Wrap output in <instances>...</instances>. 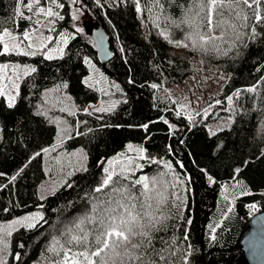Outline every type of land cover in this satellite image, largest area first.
<instances>
[{
  "label": "trees",
  "instance_id": "obj_1",
  "mask_svg": "<svg viewBox=\"0 0 264 264\" xmlns=\"http://www.w3.org/2000/svg\"><path fill=\"white\" fill-rule=\"evenodd\" d=\"M29 2L0 0V29L7 27L18 37L32 31L39 25L37 6L45 5L64 17H44L45 23L55 19L52 31L74 35L62 58L48 60L41 52L0 55V62H30L37 69L21 79L15 107L9 108L5 96H0V224L37 210L43 214L35 228L19 227L4 237L7 248L0 255L7 264H50L58 259L50 251L54 238L64 243L66 228L78 232L74 225L81 218L116 207L123 197L112 188H133L132 181L141 177H148L150 188L155 178L157 189L167 198L163 211L172 218L168 230L157 235L166 241L175 238L173 264H183L187 251L192 253L188 264H235L243 254L241 242L252 216L264 211V36L251 41L242 35L237 47L223 55L235 39L230 34L227 43L217 42L220 53L204 54L193 49L188 39L195 25L176 27L192 0H159L163 7L154 0H139L142 12L136 11L135 0H41L32 11L24 7ZM17 7L32 20L21 18ZM75 8L84 12L78 26ZM244 10L252 16V9ZM92 25L102 27L110 37L114 56L105 66L90 36ZM257 27L264 32V27ZM165 31L170 40L189 46L170 43L161 34ZM91 65L112 83L110 95L102 93L91 78ZM189 78L201 86L224 80L221 103L204 120L191 121L175 112L168 86L184 84ZM85 79L91 87L83 83ZM64 83L68 87L57 90ZM253 87L254 92L247 90ZM229 96L234 98L232 104ZM109 99L116 105L97 112L100 103ZM228 109L232 122L213 135L210 124ZM129 145L144 150L139 164L126 173L128 179L117 175L114 180L120 183L96 192L111 160L132 152ZM42 148L50 151L33 159ZM75 153L81 155L77 162ZM81 165L87 171L79 170ZM141 187L136 185L133 191L139 195ZM249 203L255 210L247 208ZM82 227L91 231L99 224L85 221ZM156 247L162 245L157 242ZM17 253L19 260L14 258Z\"/></svg>",
  "mask_w": 264,
  "mask_h": 264
},
{
  "label": "snow or ice",
  "instance_id": "obj_2",
  "mask_svg": "<svg viewBox=\"0 0 264 264\" xmlns=\"http://www.w3.org/2000/svg\"><path fill=\"white\" fill-rule=\"evenodd\" d=\"M23 2L24 0H18V3ZM40 2L41 0H31V2L24 4V7L32 11L34 5H39ZM51 2L56 3V0H51ZM97 3H99V0H97ZM154 3L159 7H163L159 3V0H154ZM59 7H64V5L60 4ZM135 8L137 12L143 11L139 0H135ZM245 8L252 9L251 17L245 12ZM16 12L19 13L21 18L29 21L32 20L31 16L25 17L19 7L16 8ZM39 14H43L45 17L59 16V13L51 7L47 9L39 7L37 9V15ZM189 16H191V19H189ZM59 18L63 19L64 17L59 16ZM74 18L77 17L74 16ZM250 19L254 23L249 24L248 21ZM35 23L40 24L39 19ZM182 24H188L190 27L195 25L196 31L189 33L188 39L191 40L193 49L198 48L204 54H208L209 52L220 53L221 47L217 42L227 43L226 37L230 34L233 35L235 39L232 41L231 46L223 51V55H228L233 48L237 47L236 41L241 40L242 35L251 41H255L258 36H264V32H259L257 27L258 25L264 27V0H192V6L184 10V19L179 24H176V27L180 28ZM157 27H159V24H157ZM241 29H248V32L241 33ZM35 31L37 29L33 28L32 32ZM217 31H219V34H217ZM32 32L24 31L22 33L23 40L17 42L18 38L7 27L0 29V45H2L0 55L11 54L13 52L17 55L24 56L37 55L38 51L47 47L44 41H51L52 37H44L39 47L36 48L32 44ZM161 34L170 43L174 42L177 47L182 46L187 48L189 46L188 43L182 40H170L167 31ZM23 41H28L26 48L21 47ZM61 41L67 44V39L63 36H61ZM244 47H247V45L245 44ZM34 48L35 50H32ZM53 52L58 53L59 56H54L52 54ZM44 55L46 59L53 60L62 58L64 53L63 49L58 46L56 49H49ZM237 55H239L238 51ZM85 63H89V61L85 60ZM8 68V64H0V70H7ZM16 68L17 66H13L12 70L14 74ZM36 71L37 69L35 67L24 66L23 68L25 76ZM12 83L15 94L6 93L3 87H0V96H7V106L9 108L15 107L16 99L19 95V85L15 80ZM83 83L89 85V87L92 86L89 84L88 79H85ZM61 87L67 88L68 85L67 83L57 85V90ZM152 87L157 88L159 85L153 84ZM247 90L254 92L255 88L253 87ZM235 94L239 95V91ZM227 99L231 103L232 97L229 96ZM217 103H221V101H217ZM62 110L67 111V109ZM108 110L105 108L96 109L97 112ZM72 114L75 115V113ZM37 115L46 114L38 112ZM143 127L147 129L148 126L143 125ZM77 134L79 135L80 133ZM215 134L213 132V135ZM60 139L62 140L63 136ZM54 147L51 150H54ZM128 147L129 150L136 151L137 153L144 151L142 148L133 149L132 145ZM49 151V148H42L41 151L35 153L33 159L40 156L41 153H48ZM169 167L171 166L169 165ZM79 170L87 171V168L81 165ZM104 171L106 175L101 181V184L95 189L96 192H101L110 185L120 183V181L114 180V177L117 175L121 179H128L126 170L123 168L119 174L107 168ZM127 171L131 170L129 169ZM239 171V168L236 169L237 173ZM15 178L12 177L13 180ZM209 179L211 180V177ZM132 184L133 188H128L126 185H122L119 188H112L113 192L121 193L123 197L121 201L116 202V207L109 206L100 215H86L81 218L79 223L74 225L75 229L79 230L78 232L73 231L72 228H66L63 233V237H66L64 243H61L60 239L54 238L50 251L55 253L59 258L52 260L50 264H164V262L173 264L172 258L176 256L177 251L173 247L175 238L171 241H166L163 237H158L157 235L160 232H166L168 230V221L172 218L163 211V205L167 203V198L157 189V181L155 178L151 181V188L148 177L136 179L132 181ZM136 185L142 186L137 190L139 195H137L136 191H133ZM68 186L71 187V185ZM52 194H55V190H53ZM4 211H7V209H4ZM92 211L96 213L98 206L94 204ZM41 220H43L42 215H29L14 220L7 225L0 224V242H4V237L10 236L16 230L17 225L32 229ZM85 221L94 225L98 222L99 227L93 228L91 231L85 230L82 227ZM188 223H191V221H188ZM186 238L187 236H185ZM212 239H215V237L213 236ZM157 242L162 245L161 248L156 247ZM76 246H79L82 250L74 251L73 249ZM20 247H23V245H20ZM5 248H7L6 243L4 248H0V254L5 251ZM189 248H191V245H189ZM191 255V251L186 252L183 257V264H188V258ZM14 258L19 260V253L15 254ZM0 264H7V260L3 255H0Z\"/></svg>",
  "mask_w": 264,
  "mask_h": 264
},
{
  "label": "rangeland",
  "instance_id": "obj_3",
  "mask_svg": "<svg viewBox=\"0 0 264 264\" xmlns=\"http://www.w3.org/2000/svg\"><path fill=\"white\" fill-rule=\"evenodd\" d=\"M39 7H44L45 9L48 8V6L39 5L37 6V9ZM37 9H36L35 14H37ZM75 11H76L75 16L77 17L76 24L78 26L84 20V12L80 8H75ZM37 16H38V19H40L41 17V19L39 20L40 24L37 27H35L37 31L35 32L29 31V32H32V44L36 46V48H38L39 45L41 44V41L44 39V37L50 36L52 37L51 41H44V43L47 44V47L38 52L46 53L49 49H56L59 46L60 48L63 49V53H64L66 44L62 43L61 36L65 37L68 43L70 38L74 35V32L64 31L60 34H55L52 31V25L54 24L55 19L48 18V20H46V23H45V18H44L45 16L43 14H39ZM93 27H96V25L95 26L92 25L90 29H92ZM45 29L48 30V32H46ZM12 34L18 38L17 42H20L21 40H23V36L18 37L17 35H15V33H12ZM6 39L8 38L6 37ZM27 44H28V41H23V43L21 44V47L26 48ZM32 50H35V48ZM52 54L57 57L59 56V54L56 52H53ZM0 64L9 65V68L7 70H0V87H3V90L6 93H13V94H15V89H14L12 81L15 80L16 83L19 85L21 79L25 76L23 72L24 66L34 67V65L30 64V62L25 63V62H20L18 60L9 61V62H0ZM13 66H17L15 74L13 73V70H12ZM90 74H91V78L93 79L95 84L99 87L100 91L104 94L110 95V92L112 90L111 88L113 87V85L108 79V77L105 75V73L102 72L97 67L91 65ZM9 77H11V79H9ZM17 77L19 78L17 79ZM199 83L200 81L195 82L194 78H189V80H187L184 84L168 86V92L173 102L176 105V110H175L176 114L178 115L183 114L188 119L189 117H191V119H189L191 121H193L194 119L204 120V118L207 117V115L215 108V106L217 104H220V103H217V101H220L219 98H220L221 88L224 83V80L221 81V84L218 80L211 81L210 83H206L203 86H201V84L199 85ZM5 98L7 101L6 95H5ZM233 101H234V98L232 97V101L229 104H232ZM116 103L117 102L114 101L113 99H109L108 101L103 100L100 103V107L108 109V108L114 107ZM228 112L229 113L227 114L223 113L220 116V118H218L217 120L213 121L210 124L211 131L217 132L230 125V123L232 122V114L230 113L231 109H228ZM141 155L142 153H137V152L132 151V152L125 154L124 156H118L111 160L109 169L114 170L116 173H120L122 168L126 170V173L132 172L134 168L139 164ZM80 157H81L80 153L73 154V158L75 162L79 161ZM129 169L131 171H127ZM225 195L230 201H233L234 199L233 197L228 196L227 194ZM29 215H32V216L42 215L43 216L41 210L31 212L25 216H29ZM7 224H10V223H7ZM7 224H4V225H7ZM19 227L21 226L17 225L16 229ZM213 235H214V231H213ZM5 243L6 242L4 240L0 248H4Z\"/></svg>",
  "mask_w": 264,
  "mask_h": 264
},
{
  "label": "water",
  "instance_id": "obj_4",
  "mask_svg": "<svg viewBox=\"0 0 264 264\" xmlns=\"http://www.w3.org/2000/svg\"><path fill=\"white\" fill-rule=\"evenodd\" d=\"M89 32L100 60L105 66L114 56L110 37L100 26L93 27ZM241 246L243 254L235 264H264V211L256 212L252 216Z\"/></svg>",
  "mask_w": 264,
  "mask_h": 264
},
{
  "label": "built area",
  "instance_id": "obj_5",
  "mask_svg": "<svg viewBox=\"0 0 264 264\" xmlns=\"http://www.w3.org/2000/svg\"><path fill=\"white\" fill-rule=\"evenodd\" d=\"M253 206H254V207H253ZM247 208H248V209H251V210H254V209H255V205L249 203V204H247ZM255 213H256V212H255Z\"/></svg>",
  "mask_w": 264,
  "mask_h": 264
}]
</instances>
